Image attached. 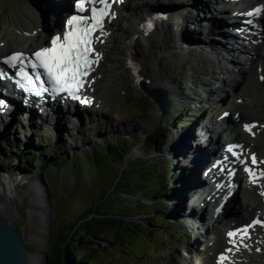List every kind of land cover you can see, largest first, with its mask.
I'll use <instances>...</instances> for the list:
<instances>
[{
    "label": "rangeland",
    "instance_id": "rangeland-1",
    "mask_svg": "<svg viewBox=\"0 0 264 264\" xmlns=\"http://www.w3.org/2000/svg\"><path fill=\"white\" fill-rule=\"evenodd\" d=\"M262 2L264 5V0ZM152 13V15L164 16L166 14V12ZM149 15L151 14H146V18ZM205 15L208 14L205 13ZM219 15L217 14L215 17L218 18ZM230 15L231 13L227 12L226 17ZM42 18L43 12L38 0H0V57L13 52L31 53L36 47H43L44 44L41 40L28 42L26 39L28 34L17 30L22 26L33 27ZM206 20L208 21L209 18ZM145 21H149L148 25L147 22L143 24L151 31L153 26H150L154 20L147 19ZM261 25L263 33L260 38L263 40L264 19ZM60 26L61 24L59 28ZM207 27L208 31L212 30L211 26L207 25ZM114 29L115 27H113ZM46 33L49 36L50 33ZM187 33H189L188 29ZM196 34L201 35L199 38L201 42L193 43L183 35L182 31L179 34L182 42L181 49L179 48L177 53L161 62L159 60L154 61V58L151 57L140 73L141 78L153 80V88H163L162 86L166 83L180 84L181 92L185 94L187 99L176 102L172 108L169 107V110L173 109L178 113L175 118L169 116L171 113L163 117L161 110L142 92L140 85L137 88H132L127 83L124 85L121 80L124 90L118 86L121 84L120 82H116L115 85L117 86L114 91L107 90L103 94L104 99H102L107 110H104L105 113L103 114H93L87 117V123L82 124L74 120H66L65 124H61L56 130L52 128L38 129L37 126H33L31 129L35 128V130H31L29 133L28 127H22L21 124L12 126V122H9L12 127L9 126L5 134H0V162L4 168L9 169L11 166H15L16 170L30 177V175L37 174L40 164L46 162L48 164L44 165L47 166L44 170L42 169V178L38 175L37 177L39 187L42 188L41 185H45L49 191L50 223H47L48 220L42 221L39 218L38 212L41 208L36 207L33 203L30 185L28 192L25 193V199L22 197L20 201L21 205L19 204L16 211L18 213H13L14 215L9 213L5 217L19 232L27 254L45 253L47 256L49 255V234L46 233L48 225H50L49 228L55 236L67 237L72 235L76 237L72 227L79 219L85 217L89 209L96 203L99 205L100 213L117 216L125 223L120 227L113 224L110 229L104 231L102 238L106 241L96 246L93 251L88 248L78 250L79 255H89L92 264L214 263L216 251L209 247V243L217 237L211 235L201 237L198 228L207 224L204 221L200 223L191 222L192 216H188L187 210L184 207L180 209L178 203L174 205L175 201L171 202V198L172 201L176 198L178 201V197L176 195L173 197V194L180 190L182 181L185 177L188 178L192 172L191 164L186 165L188 162L185 164L175 158L176 140L178 133L188 128H191L188 135L190 138L194 137V131L199 133L197 128L202 126V123L198 124L199 122H203L205 125L211 119H217L220 112L236 103L240 95H243L241 99L244 117H240L239 122L245 124L247 119L254 123L259 121L264 129V80H259L257 73L253 76L252 69H248L241 75H236L238 84H232V87L216 88L214 95H207L202 90V82L207 83L209 76L215 75L218 69L214 65L197 58L193 52L194 48L202 47L207 43L206 39H202V36L205 35L202 27L196 31ZM114 50L113 45L110 51L111 59L116 54ZM247 50L250 52L249 49ZM229 59L233 65H237L244 59V55L233 54ZM105 64L112 66L113 63L109 61ZM195 79L197 81H194ZM219 85V83L215 84V87ZM50 122L52 123V120ZM16 123H21L18 118ZM127 125L135 130V133L131 134L136 146L121 163H113L110 158L101 159L99 156H97L95 165L90 159L86 160V155H89L94 149L104 150L105 140L112 138L111 135H114L117 129L123 130ZM168 125L177 126L178 129L170 133L166 131ZM240 126L229 124L227 129H222L224 139L232 135L231 131H240ZM16 128L18 129L15 130ZM158 131L162 132L165 137L162 142L153 139ZM109 133L110 136L104 138ZM11 134L19 140L20 144L33 141L34 137L38 135L47 137L51 141V148L47 151L46 157H40V161L34 168V173L33 171L29 173L23 169L25 158L21 159V154L26 147L25 145V147L19 146L20 152L16 149L11 150V152L4 150V140ZM56 135H59L60 138L57 139ZM53 138H55V142H53ZM222 140L219 139L220 142ZM252 144L255 146L253 150L264 151V131L252 138ZM63 150L68 151L70 160L58 169L62 163L55 164L53 158ZM260 152L258 153L260 154ZM132 153L136 155L130 157ZM73 162H75L74 167ZM168 163L169 169L172 167V174L169 175L166 182L173 185V189L168 191L164 198L151 200L148 197L150 193L144 192L142 186L148 185L153 174L162 180L161 172ZM18 171L7 170V172L0 173L5 176L22 178L23 175H20ZM121 174L123 178L118 183V189L111 191L114 178ZM197 178H200L199 173ZM29 182H31L30 179ZM134 182L140 183L142 186L135 185ZM45 186L42 189L45 190ZM246 187L245 184L242 185V188ZM41 192L40 189L39 196ZM103 196L104 200H101ZM44 202L46 203V200ZM160 205L166 209H160ZM253 207L254 209L257 208L256 205ZM154 208L161 213L163 211L162 214L160 213L162 216L156 217L155 223L144 221L148 217L145 214L153 212L152 209ZM232 210L239 212L240 208L234 203ZM30 214L34 216L30 217ZM157 215L159 216V214ZM151 216H156L155 212ZM248 219H244L243 222ZM135 223L141 226L131 228L130 225H135ZM158 225L163 227L158 228ZM119 232L123 234L122 239L121 236H118ZM257 264H264V260L258 261Z\"/></svg>",
    "mask_w": 264,
    "mask_h": 264
},
{
    "label": "bare ground",
    "instance_id": "bare-ground-1",
    "mask_svg": "<svg viewBox=\"0 0 264 264\" xmlns=\"http://www.w3.org/2000/svg\"><path fill=\"white\" fill-rule=\"evenodd\" d=\"M262 1L180 0L176 2L172 0H118L112 7L109 15L111 22L106 25L107 28L104 34L97 36L93 41V55L99 59V66L95 69L90 84L81 94L82 99L80 100H87L92 103V106L85 109L76 104L75 109L78 112L85 111L91 115L105 113L104 110H107V108L103 105V94L107 90L114 91L117 86L115 85L116 82L121 83V80L123 84L127 83L132 88H137L140 83L145 84L148 88H153L154 82L151 78L143 79L140 77L144 65L151 57L154 58V61L159 60L161 62L177 53L178 49L182 47V43L181 45L177 43V40H181L177 32L181 33L183 31V35L193 43L201 42L199 39L201 35L196 34L200 27L205 32L202 39H206L207 43L202 47L194 48L193 52L197 58L214 65L218 69L215 75L209 76L207 83L202 82V90L207 95H214L213 93L217 88L215 84L219 83L222 87H232V84H238L236 75H241V73L252 66L256 69L264 67V63L257 56L261 54L264 46L258 34L262 29L259 19H261V22L264 19ZM38 3L43 12L42 20L33 27L22 26L17 28V30L28 34L26 37L28 42L41 40L45 44L44 47H47L51 40V35H57L58 32L62 33L61 29L68 18V14L72 11V6L70 0H38ZM255 7L258 8L257 15L247 17V13ZM210 10L214 12V15L220 14V17L215 18V16L210 15ZM152 12H166V14L165 16L152 19L154 20L152 23L153 29L150 31V28L143 23L146 20L145 15L148 13L152 15ZM227 12L232 14L226 17ZM205 13L208 15H205ZM259 16L261 17L259 18ZM206 18H209V20L207 21ZM245 22L251 25L249 30H247L248 28L245 29L249 32L248 34H240L237 30H233V27L243 28L242 25ZM60 24L62 27L59 28ZM207 25L211 26L212 30L208 31ZM109 27H115L114 31ZM187 29L189 33H187ZM46 32L50 33L49 36H47ZM243 39H246L247 43L243 42ZM238 41H242V43ZM113 45L116 54L111 59L110 51ZM246 47L250 52L246 51ZM138 48H140V51H138ZM230 51L244 54L245 58L237 65H233L231 60L228 62V57L224 58L223 54ZM109 61L113 63L112 66L105 64ZM119 70L121 71L120 73L118 72ZM194 81H197V79ZM122 83L118 86L121 90H124ZM162 87L168 93L171 108L174 107L173 104H176V102L187 99L185 94L181 92L179 83H166ZM241 96L243 95H240L236 103L225 111H221L217 119H211L205 125L203 122H199L198 124L202 123V128L201 130L197 128V130L201 132L194 131V138H190V135H188L191 132V128H188L179 132L176 140L175 158L185 164L188 162L186 165L191 164L192 172L188 178H184L182 187L176 194H173V197L176 195L180 200L178 203L180 205L179 208L183 209L184 207L188 216H192L190 218L191 222L200 223L204 221L207 224L198 228L201 237L204 238L207 235L217 237L209 243V247L216 251L214 261L221 249H231L225 255V259H223L224 264H255V262L257 264L258 261L264 260V195H262L264 193V151L253 150L255 146L252 144V138L255 135H259L264 129L262 125H257L256 128L250 127L246 133H243V128L246 125H242L240 131H231L232 135L228 138L224 139L222 136V129H227L229 124L236 123L237 118L244 117ZM9 103L12 106L10 112L3 106L2 109L6 110L8 114H2L0 121L22 109L24 114L17 118H25V121H19L22 127H28L29 133L33 126H37L38 129L52 128L56 130L61 124H65L68 116H72L73 119L82 124L87 123V117L91 116L77 114V112L72 113L71 109L66 117L57 116L55 114L56 111L53 109L46 112L33 107L26 109L22 107L20 100L15 97H11L7 104ZM14 119H16V115H14ZM51 120L52 123L50 122ZM247 120V125L253 123L252 120ZM9 126L8 122L0 123V134H5ZM42 126L43 128H41ZM211 126L221 129L220 136L216 140L210 138L207 147L204 150H200L201 148L197 147V144L201 140L202 143H205ZM57 139H59V135ZM219 139H223L222 142H219ZM237 139L243 142L244 152L240 153L238 151V156L230 159L225 152V148L233 142L236 143ZM176 145L174 143V147ZM246 153H249V155L246 156ZM135 155V153H132L130 157ZM251 155L255 157V167L251 166L253 162V160H249ZM223 159H226V161L219 163ZM45 164L47 162L40 164L37 174L29 177L16 170L15 166H11L9 169L4 168L2 162H0L1 173L11 170L18 171L20 175H23L20 178L5 176L0 173V181L5 185L4 193L6 195V197L0 195L1 215L5 216L9 213L13 215L17 211L20 201L25 196V193L28 192L30 185V191L33 193V203L36 207L41 208L38 212L39 218L42 221L48 220L47 223L49 222L48 189L41 184L42 188L45 186V190L39 187L37 177L38 175L42 178V172L47 167L44 166ZM220 167H222L221 171H219ZM245 169H249L252 173L250 177L247 176ZM32 171L34 173V169ZM213 171L216 173H212ZM228 172H234L231 178L228 177ZM198 173L199 179L197 178ZM212 175H215V177ZM9 177H14L15 181H8ZM216 177L217 179H215ZM29 179L31 182H29ZM243 184L247 187L242 188ZM40 189L44 194L42 195L41 192L39 196L38 192ZM44 200H46V203ZM173 201L171 198L172 203ZM224 202L225 205L222 206ZM234 203L239 206V212L232 210ZM254 205L257 206L256 209H254ZM31 216L33 217L34 215L30 214ZM244 219H248L244 221L246 222L245 225L248 226L249 223H252L246 236L229 237L228 233L231 230L241 226L240 224L231 227V224ZM49 226L46 229L48 234ZM201 240L203 241V239ZM27 264H46L45 253L27 254ZM213 264L216 263L214 262Z\"/></svg>",
    "mask_w": 264,
    "mask_h": 264
},
{
    "label": "trees",
    "instance_id": "trees-1",
    "mask_svg": "<svg viewBox=\"0 0 264 264\" xmlns=\"http://www.w3.org/2000/svg\"><path fill=\"white\" fill-rule=\"evenodd\" d=\"M181 114H184V112H181ZM177 129V126L175 127L168 125L166 131L173 133ZM123 130L117 129V131H115V134L111 135L112 138L105 140L104 150L99 151L94 149L93 152H90L89 155H86V160L90 159L95 165L97 156H99L101 159L108 157L113 161V163H121L123 159L136 146V143L133 141L131 134L135 133V130H133V128L128 125L124 127ZM109 136L110 133L104 136V138H107ZM153 139L162 142L164 141L165 137L162 132L158 131L155 136H153ZM21 145L26 146H24L25 148L21 154V159L25 158V160L23 161V169H25L27 172H30L34 168H36L41 156L46 157L45 155L47 151H49L51 141L47 137H42L38 135L34 137L33 141L30 140L26 144H20L19 140H17L16 137L11 134V136L4 140L3 148L5 151L9 152L15 149L20 152L21 150L19 146L21 147ZM41 152L42 154H40ZM68 154V151L63 150L62 152H59L55 158H53L55 164L62 163L61 166L58 167V169L63 167V165L70 160ZM74 163L75 162L72 163L73 167ZM165 167L166 168H164V170L161 172V177H163L162 180L159 177L154 176L153 174L150 177L148 185L142 186L140 185V183L134 182L135 185L138 184L142 186L144 192L150 193V196L148 197L151 200H158L159 198H164L167 195V192L173 189V185H171L170 183L168 184L166 182L169 175L172 174V167H170L169 169V163L166 164ZM122 174L114 178L113 187L111 188V191L116 190V188L118 189V183L123 178ZM101 200H104V196ZM98 207L99 205L94 203V205L87 212L86 216L82 219H79L78 222L74 224L72 230L73 234H76V237H73L72 235H69L67 237L55 236L53 232L51 233L49 255L47 256L48 264H92L90 261V256L86 254L79 255L78 250L88 248L89 250L93 251L96 246L106 241L104 238H102V233L104 231L110 229L113 224H116L120 227V225L125 223V221L120 220L117 216L111 214L104 215L100 213ZM160 209L164 208L160 205ZM152 211L155 212L156 216H151L153 212H147L145 215H147L148 217L144 219V221L155 223L156 217L162 216H160L161 211H157L156 208L152 209ZM157 214H159V216ZM139 225L140 224L135 223V225H130V227L133 228V226ZM158 226V228L163 227L162 225ZM118 236H121V239L123 238V234L120 232L118 233ZM159 264L163 263L160 262Z\"/></svg>",
    "mask_w": 264,
    "mask_h": 264
},
{
    "label": "snow or ice",
    "instance_id": "snow-or-ice-1",
    "mask_svg": "<svg viewBox=\"0 0 264 264\" xmlns=\"http://www.w3.org/2000/svg\"><path fill=\"white\" fill-rule=\"evenodd\" d=\"M85 3L88 4H104L108 7V0H79V10L85 11ZM91 18L82 15L73 16L69 21V25H74L73 30L67 31L63 35V43H61V37H55L51 43V48H44L41 51L36 52L34 55L37 60L40 61L41 66L47 71L50 77H53L57 83L63 82L65 85L75 84L77 90L82 86V81L78 79L81 76L80 68L83 65L87 68L89 64L88 55L92 51L91 35L92 32L100 26V20L97 18V12L100 11V15L103 16L104 12L92 7L90 9ZM251 15V13H249ZM89 19L94 23L89 24ZM22 54H16L11 57V60L20 59ZM74 98H76L74 96ZM246 129L253 127L246 125ZM255 162V157H253ZM247 170V169H246ZM252 173L250 172V175ZM264 195V193H262ZM243 231H246L243 230ZM229 237L235 235V233H228ZM231 251V249H229ZM225 257H221V260Z\"/></svg>",
    "mask_w": 264,
    "mask_h": 264
},
{
    "label": "water",
    "instance_id": "water-1",
    "mask_svg": "<svg viewBox=\"0 0 264 264\" xmlns=\"http://www.w3.org/2000/svg\"><path fill=\"white\" fill-rule=\"evenodd\" d=\"M179 34L180 33L177 32L178 36ZM181 43L182 42L179 41L180 45ZM140 88L142 92L150 99V101L161 110V115L163 117L169 113L170 102L166 90L161 87L148 88L143 83H140ZM10 180L15 181L14 177H9L8 181ZM4 186V183L0 181V195L6 197L4 193ZM7 215L4 216L0 214V264H27V252L25 245L23 244L19 232L11 225L9 221L6 220L5 217ZM51 233V228H49V244L51 242ZM46 264H48L47 255Z\"/></svg>",
    "mask_w": 264,
    "mask_h": 264
}]
</instances>
